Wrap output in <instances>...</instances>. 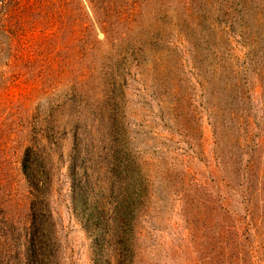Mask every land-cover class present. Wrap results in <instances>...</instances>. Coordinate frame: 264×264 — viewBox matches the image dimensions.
I'll list each match as a JSON object with an SVG mask.
<instances>
[{"label": "rangeland", "instance_id": "374dc122", "mask_svg": "<svg viewBox=\"0 0 264 264\" xmlns=\"http://www.w3.org/2000/svg\"><path fill=\"white\" fill-rule=\"evenodd\" d=\"M28 148L46 264H264V0H0L9 264Z\"/></svg>", "mask_w": 264, "mask_h": 264}, {"label": "trees", "instance_id": "16d2710c", "mask_svg": "<svg viewBox=\"0 0 264 264\" xmlns=\"http://www.w3.org/2000/svg\"><path fill=\"white\" fill-rule=\"evenodd\" d=\"M30 150H33L31 148H28L26 151V155L24 157V160L22 162L23 171L28 179V182L33 190L32 194L34 196V200H32L31 203V226L30 230H28V233H26V242L27 246L26 254L24 252V257L27 262V264H33L37 263V258L35 256H39L42 254V261H44L43 264H46L48 259V249H49V243H50V225L52 221V214L50 212V209L47 204L46 200V192L48 189V176H44L39 180L38 176L35 174V162H33L32 159L29 158L28 154ZM0 224L7 227L6 224H4L3 221L0 220ZM36 231L39 232L37 235ZM2 232V231H1ZM0 237H4V234H1ZM37 238L41 239L42 245L40 246V249L35 247V243H37ZM1 241V238H0ZM4 242V241H3ZM2 244H0V264H9V250L6 252V250H3L1 248ZM41 251V252H40ZM31 256L34 257V259H31ZM30 259H28V258Z\"/></svg>", "mask_w": 264, "mask_h": 264}]
</instances>
